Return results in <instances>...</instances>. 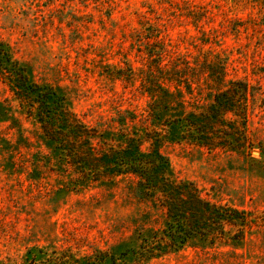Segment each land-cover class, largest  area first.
Here are the masks:
<instances>
[{"label":"rangeland","instance_id":"rangeland-1","mask_svg":"<svg viewBox=\"0 0 264 264\" xmlns=\"http://www.w3.org/2000/svg\"><path fill=\"white\" fill-rule=\"evenodd\" d=\"M235 79L254 91L245 146L187 141L186 114ZM48 89L97 130L96 149L136 136L149 150L158 133L166 173L244 225L143 256L165 208L136 175L96 180L46 136ZM263 215L264 0H0V264H264Z\"/></svg>","mask_w":264,"mask_h":264},{"label":"trees","instance_id":"trees-1","mask_svg":"<svg viewBox=\"0 0 264 264\" xmlns=\"http://www.w3.org/2000/svg\"><path fill=\"white\" fill-rule=\"evenodd\" d=\"M18 85L22 86L19 92L25 98H32L31 86L35 87L33 90L40 88L36 84H27L25 75ZM253 92L252 85L246 80L230 81L228 87L216 92L214 101L203 111L186 114L183 137L210 149L245 146L248 102ZM37 100L38 116L46 136L60 141L59 145L66 149L69 158L81 165L80 170L96 180L123 173L134 174L139 185L155 195L165 208L167 225L163 233L155 231L150 243H147L149 238H144L142 254L146 258L182 248L197 238L214 242L227 233L226 224L244 225L245 211L216 204L204 197L193 181H177L166 173L167 161L160 151L162 137L158 133H146V138L151 141L149 150L142 148L136 136H127V140L119 141L116 147L96 149L92 137L97 130L80 122L60 98L53 97L50 89L40 92ZM229 113L235 117L227 119Z\"/></svg>","mask_w":264,"mask_h":264}]
</instances>
